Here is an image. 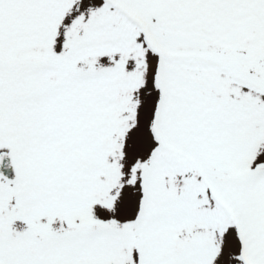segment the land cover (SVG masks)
Listing matches in <instances>:
<instances>
[{
	"label": "snow or ice",
	"instance_id": "snow-or-ice-1",
	"mask_svg": "<svg viewBox=\"0 0 264 264\" xmlns=\"http://www.w3.org/2000/svg\"><path fill=\"white\" fill-rule=\"evenodd\" d=\"M0 264H264V0H0Z\"/></svg>",
	"mask_w": 264,
	"mask_h": 264
}]
</instances>
